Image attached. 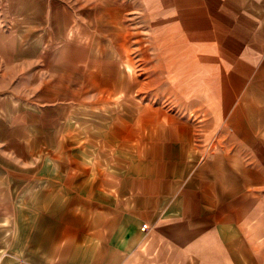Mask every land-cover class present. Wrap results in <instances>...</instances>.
Masks as SVG:
<instances>
[{
    "label": "rangeland",
    "instance_id": "1",
    "mask_svg": "<svg viewBox=\"0 0 264 264\" xmlns=\"http://www.w3.org/2000/svg\"><path fill=\"white\" fill-rule=\"evenodd\" d=\"M149 3L0 0V264H53L61 230L69 258L87 193L110 191L152 129L204 128Z\"/></svg>",
    "mask_w": 264,
    "mask_h": 264
},
{
    "label": "crops",
    "instance_id": "2",
    "mask_svg": "<svg viewBox=\"0 0 264 264\" xmlns=\"http://www.w3.org/2000/svg\"><path fill=\"white\" fill-rule=\"evenodd\" d=\"M148 1L204 128L152 129L110 191L87 193L85 244L65 259L61 230L45 247L53 264H264V0Z\"/></svg>",
    "mask_w": 264,
    "mask_h": 264
}]
</instances>
